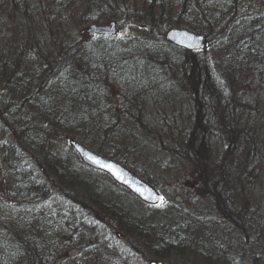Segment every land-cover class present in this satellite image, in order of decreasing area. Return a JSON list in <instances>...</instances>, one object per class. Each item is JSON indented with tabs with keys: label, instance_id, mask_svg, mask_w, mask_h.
I'll list each match as a JSON object with an SVG mask.
<instances>
[{
	"label": "trees",
	"instance_id": "obj_1",
	"mask_svg": "<svg viewBox=\"0 0 264 264\" xmlns=\"http://www.w3.org/2000/svg\"><path fill=\"white\" fill-rule=\"evenodd\" d=\"M71 1L0 0V264H264V0H79L76 35ZM172 27L206 47L169 43ZM187 168L191 194L168 189Z\"/></svg>",
	"mask_w": 264,
	"mask_h": 264
},
{
	"label": "water",
	"instance_id": "obj_2",
	"mask_svg": "<svg viewBox=\"0 0 264 264\" xmlns=\"http://www.w3.org/2000/svg\"><path fill=\"white\" fill-rule=\"evenodd\" d=\"M88 34H113L115 32V24L111 22L109 26H93L88 29ZM166 41L171 44L185 49L187 51L202 50L206 47L207 41L203 33H197L187 28L172 27L167 30L164 35ZM69 146L74 149L80 161L86 166L101 171L110 177L117 185L128 190L134 197L141 202L149 205L160 204L161 194L158 190L149 182L142 179L136 172L125 167L118 161L102 156L88 147L80 144L73 138L68 140ZM94 159H89V157ZM95 160L100 163L94 162ZM103 165H112V170ZM139 189V191L137 190ZM149 264H162L160 261L151 260Z\"/></svg>",
	"mask_w": 264,
	"mask_h": 264
},
{
	"label": "rangeland",
	"instance_id": "obj_3",
	"mask_svg": "<svg viewBox=\"0 0 264 264\" xmlns=\"http://www.w3.org/2000/svg\"><path fill=\"white\" fill-rule=\"evenodd\" d=\"M42 1H43V5L46 6L44 4L46 2V0H42ZM77 1H79V0H72L70 2L69 9H68L70 11L67 12L69 16L66 18V22H68L69 20L72 21L71 28L73 29V34H75V35H76V28L78 29V26L81 25L79 17L81 16V9H82L81 5L79 3H77ZM67 13H64L65 16H67ZM97 25L109 26V23L97 24ZM92 26H94V25L82 27L83 32L86 33L87 36H92V35H89L88 32H87L88 29L91 28ZM114 34L117 35L116 27H115ZM189 171H190V168L180 169L179 172H174V174H169V175L164 176L163 179H166L164 181V183L167 185L166 187H168V189L175 187L176 189H179V191L182 192V193H183L184 188L192 187L195 184V181H193V179L191 178ZM169 192H171V191H168V193ZM184 192L185 193L187 192L189 195L191 194V192H189V191H185L184 190ZM189 195L186 196V199L189 198ZM105 232H106V230H105ZM74 253H76V251H74V250H71L69 252L70 255L74 254ZM151 260L160 261L158 259H151ZM160 262H162V261H160ZM167 264H172V263L168 262Z\"/></svg>",
	"mask_w": 264,
	"mask_h": 264
},
{
	"label": "snow or ice",
	"instance_id": "obj_4",
	"mask_svg": "<svg viewBox=\"0 0 264 264\" xmlns=\"http://www.w3.org/2000/svg\"><path fill=\"white\" fill-rule=\"evenodd\" d=\"M89 159H94L93 157H89ZM94 162H96V163H100V161H98V160H95ZM103 166H106V167H108L109 168V170H112V165H103ZM138 191H139V189H137ZM159 199L163 202V198L162 197H159Z\"/></svg>",
	"mask_w": 264,
	"mask_h": 264
},
{
	"label": "bare ground",
	"instance_id": "obj_5",
	"mask_svg": "<svg viewBox=\"0 0 264 264\" xmlns=\"http://www.w3.org/2000/svg\"><path fill=\"white\" fill-rule=\"evenodd\" d=\"M170 43V42H169ZM69 140V139H68ZM74 150V149H73Z\"/></svg>",
	"mask_w": 264,
	"mask_h": 264
}]
</instances>
